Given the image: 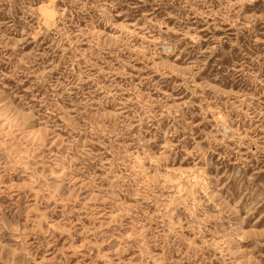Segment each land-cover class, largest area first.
Returning a JSON list of instances; mask_svg holds the SVG:
<instances>
[{"label":"rangeland","instance_id":"rangeland-1","mask_svg":"<svg viewBox=\"0 0 264 264\" xmlns=\"http://www.w3.org/2000/svg\"><path fill=\"white\" fill-rule=\"evenodd\" d=\"M0 264H264V0H0Z\"/></svg>","mask_w":264,"mask_h":264},{"label":"bare ground","instance_id":"bare-ground-1","mask_svg":"<svg viewBox=\"0 0 264 264\" xmlns=\"http://www.w3.org/2000/svg\"><path fill=\"white\" fill-rule=\"evenodd\" d=\"M52 21V20H51Z\"/></svg>","mask_w":264,"mask_h":264}]
</instances>
